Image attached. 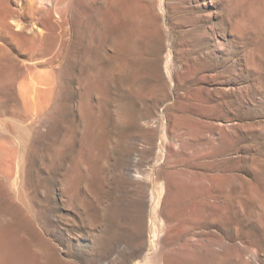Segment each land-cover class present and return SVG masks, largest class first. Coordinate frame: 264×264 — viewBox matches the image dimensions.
<instances>
[{
    "label": "rangeland",
    "instance_id": "obj_1",
    "mask_svg": "<svg viewBox=\"0 0 264 264\" xmlns=\"http://www.w3.org/2000/svg\"><path fill=\"white\" fill-rule=\"evenodd\" d=\"M33 1L10 5L15 42L0 34V264H264V24L238 32L229 0H124L139 19L52 0L44 27L49 7ZM16 19L44 35L26 39ZM153 41L166 45L163 86ZM41 74L58 84L37 116ZM127 133L149 199L163 191L152 224L118 169Z\"/></svg>",
    "mask_w": 264,
    "mask_h": 264
},
{
    "label": "bare ground",
    "instance_id": "obj_2",
    "mask_svg": "<svg viewBox=\"0 0 264 264\" xmlns=\"http://www.w3.org/2000/svg\"><path fill=\"white\" fill-rule=\"evenodd\" d=\"M52 0H35V1H33L34 3H32V7H33V9H36V11H38L39 12V14H41L40 13V11H44L45 10V7H49L48 8V11L47 10H45V11H47V13L44 15V17H42V19H40L39 18V21H38V23H40L42 26H44V27H46V24H47V21H48V19L50 18V16H52V14H53V12H54V10L52 9V7L50 6L51 4H50V2H51ZM28 3V2H30V0H9V5H8V7L6 8V9H3V10H0V34H3V35H5V36H8V37H10V38H12V40H13V38H16V34H15V32H14V29H13V26H12V24L10 23V19H13V21L15 20V18H13L14 16H13V12H14V9H11L10 8V5L13 3L16 7H18L19 9H22V7H23V5H24V3ZM58 2H60L61 3V0H58ZM64 2V1H63ZM66 2V1H65ZM51 3H55V1L53 2H51ZM73 3V2H72ZM72 3H68V4H72ZM106 3L110 6V8H112V9H116V8H120V9H122V10H126L131 16H135V18L136 19H139L140 18V16H142V12H141V10H138V9H135V7H132L130 4H126L125 2H124V0H106ZM64 4V3H63ZM13 5V6H14ZM27 5V4H26ZM28 6V5H27ZM72 6H74V5H68V12H69V14H70V11L72 10V8L73 9H77V7L76 8H74V7H72ZM26 7V6H25ZM25 7H23V8H25ZM26 9H27V7H26ZM44 9V10H43ZM163 10V9H162ZM28 11V10H27ZM56 11V10H55ZM60 11H62L61 9H60ZM77 11V10H76ZM112 11V10H111ZM25 13V12H24ZM35 13V12H34ZM65 13V12H64ZM74 13V12H73ZM143 13H146V11L144 10V12ZM164 13V12H163ZM20 14H21V10H20ZM26 14V13H25ZM37 14V13H36ZM61 15V14H60ZM23 16V15H22ZM25 16V15H24ZM32 16H33V14H32ZM65 16V15H64ZM67 16V15H66ZM70 16V15H69ZM20 17V16H19ZM27 17V16H26ZM21 18V17H20ZM24 18V17H23ZM33 18V17H32ZM38 18V17H37ZM18 19V18H17ZM16 19V22H17V24L18 25H20L21 26V30H22V32L25 34V35H27V38L26 39H28V38H32V39H34V38H36V36L37 37H41V36H43L44 34H43V31H44V28H41L40 27V25H36L37 27H34V25H33V23H35L36 24V22H33L32 24H25V23H23V21L24 20H27V19H24L22 22H20V20H17ZM22 19V18H21ZM34 19H35V17H34ZM54 20V19H53ZM56 20V19H55ZM60 20V19H59ZM32 21H33V19H32ZM31 21V22H32ZM67 21V20H66ZM60 22V21H59ZM62 22H63V19H62ZM66 24V23H65ZM71 24V23H70ZM69 24V25H70ZM61 27V26H60ZM17 28V27H16ZM47 29V28H46ZM48 29H49V27H48ZM65 29V28H64ZM66 30V29H65ZM160 31V30H159ZM55 32V31H54ZM81 33V32H80ZM32 35L31 37L29 36V35ZM50 36V35H49ZM49 36H48V39H49ZM85 36V35H84ZM3 37V36H2ZM60 37V36H59ZM70 37V36H69ZM68 37V38H69ZM156 37V36H155ZM1 38V37H0ZM5 38V37H4ZM17 39V38H16ZM25 39V40H26ZM67 39V38H66ZM5 40V39H4ZM60 40V39H59ZM138 40H140V38L138 39ZM28 41V40H27ZM32 41V40H31ZM98 41V40H97ZM13 42H15L14 40H13ZM33 42V41H32ZM153 42H155L154 44L155 45H153ZM152 43H150L149 45H145V47H147L146 49H148V46L150 47V49H151V52H153V53H155V59H154V61H153V68H154V75L157 77V78H159L161 81H162V85L161 86H163V84L165 83L164 82V79H163V75H161V72H160V67H161V63H162V65L164 66V64H163V62L165 61V60H163L162 61V57H161V54H162V51H164V48L166 47V45H165V43H161V44H159L158 42H156V41H153ZM22 43V42H21ZM21 43H18L17 41H16V44H21ZM114 43V42H113ZM146 43H147V41H146ZM158 43V44H157ZM11 44V43H10ZM13 44V43H12ZM16 44H15V46H16ZM25 44V43H24ZM66 44V43H65ZM136 44H137V42H136ZM41 45H42V43H41ZM139 45V44H138ZM154 46V47H152V46ZM12 46H14V45H12ZM20 47H21V45H19ZM25 46V45H24ZM17 47H18V45H17ZM29 47V46H28ZM19 48V47H18ZM18 48H16V49H18ZM32 47H29V50L31 49ZM63 48V47H62ZM129 48V47H128ZM24 49V48H23ZM25 51H27V48L25 47ZM146 49H145V51H146ZM149 49V50H150ZM22 49H20V51H21ZM64 50V49H63ZM137 50V49H136ZM135 50V51H136ZM153 50V51H152ZM25 51H23L22 50V53H23V55L24 54H26L25 53ZM29 51H27V53H28ZM36 52V51H35ZM63 52V51H62ZM147 52V51H146ZM145 52V53H146ZM43 53V52H42ZM38 54V53H37ZM40 54V53H39ZM31 55V54H30ZM41 55V54H40ZM163 55V54H162ZM170 55V54H169ZM31 57V56H30ZM45 57V56H44ZM61 57V56H60ZM151 57V56H150ZM61 59V58H60ZM58 60H59V58H58ZM168 60V59H167ZM61 61V60H60ZM20 62V61H19ZM112 62V61H111ZM169 62V61H168ZM171 62V61H170ZM56 63H57V61H56ZM75 63V62H74ZM144 63V62H143ZM42 64V63H41ZM73 64V63H72ZM71 64V65H72ZM76 64V63H75ZM167 64L168 63H166L165 64V67H166V71H168V66H167ZM40 65V64H39ZM54 65H56V64H54ZM54 65H52V66H54ZM42 66H44V65H42ZM49 66H51V65H49ZM49 66H47L48 68H49ZM73 66V65H72ZM111 66V65H110ZM151 66V65H150ZM19 67H22V65L21 66H19ZM46 67V68H47ZM58 67V66H57ZM61 67V66H60ZM152 67V66H151ZM172 68V67H171ZM13 69H14V67H13ZM30 69V68H29ZM36 69V68H35ZM50 69V68H49ZM115 69V68H114ZM19 70H20V68H19ZM23 70V69H22ZM35 71V70H34ZM172 71V70H171ZM20 73V72H19ZM45 73H46V71H45ZM168 73V72H167ZM21 74H23V73H21ZM21 74H20V76H21ZM110 74V73H109ZM171 74V73H170ZM32 75V74H31ZM64 75H66V74H64ZM119 75V74H118ZM38 76V75H37ZM40 76V75H39ZM48 76H50V75H48ZM92 76V75H91ZM109 76V75H108ZM112 76V75H111ZM168 76V75H167ZM33 78V77H32ZM109 78V77H108ZM111 78V77H110ZM36 79V78H35ZM85 80V79H84ZM112 80V79H111ZM58 81V80H57ZM57 81H54V80H52V79H50V78H48V77H44L42 74H41V76H40V83L41 84H43V86H45V90L44 89H40L38 86L34 89V96H33V105L32 106H34V110H35V114L37 115V116H39L40 114H41V110H42V108H47V103H49L48 101L50 100V96H51V94L53 93V92H55V89L57 88V84H58V82ZM31 82H33V81H31ZM91 82H92V80H91ZM94 83V82H93ZM110 83V82H109ZM167 83H168V81H167ZM166 83V84H167ZM172 83V82H171ZM32 85H33V83H31ZM31 84H30V86H31ZM165 84V85H166ZM38 85V84H37ZM93 85V84H92ZM96 85V84H95ZM101 85V84H100ZM99 85V86H100ZM168 85V84H167ZM41 86V85H40ZM94 86V85H93ZM97 87V86H96ZM17 88H18V86H17ZM20 88H22V87H20ZM95 88V87H94ZM166 88V87H165ZM9 91L7 90V88L6 89H4V91H2L3 92V94H4V92H5V90H7L5 93H6V95L7 94H9L8 96H10L11 94H14V90H15V87H14V84H13V82H12V84H10L9 85ZM162 89H163V87H162ZM167 89V88H166ZM30 91V90H29ZM95 91V90H94ZM8 92H11V93H8ZM21 94H22V97L24 98V101L25 102H27V104H28V101H27V99L31 96L30 94H29V96H27L28 95V89H27V87L26 88H24V89H21ZM89 93H90V91H89ZM5 95V94H4ZM5 95V96H6ZM50 95V96H49ZM96 96V95H95ZM7 97V96H6ZM48 97H50L49 99H48ZM8 98V97H7ZM9 98H12L11 96L9 97ZM9 98H8V100H9ZM14 98V97H13ZM1 100V99H0ZM12 100V99H11ZM29 100V99H28ZM2 101H0V103H1ZM9 102L11 103L12 101H10L9 100ZM8 102V103H9ZM4 103V102H3ZM7 103V102H6ZM16 103H18V101L16 102ZM25 104V103H24ZM26 104V105H27ZM31 106V107H32ZM24 107V106H23ZM26 107V106H25ZM30 107V108H31ZM27 109H29L28 108V106L26 107ZM32 109H33V107H32ZM31 110V109H30ZM83 110V109H82ZM46 111V110H45ZM29 112V111H28ZM33 112V111H32ZM44 112V111H43ZM126 112V111H125ZM45 113V112H44ZM28 114V113H27ZM83 116V115H82ZM123 122V121H122ZM136 122H138V125H139V129L140 130H146V128H147V125H148V123H149V121L146 119V118H144V117H138L137 118V121ZM58 123V122H57ZM131 125H132V123H130ZM60 125H61V123H60ZM137 125V124H136ZM122 126V125H121ZM129 126V125H128ZM128 126H127V128H128ZM123 127V126H122ZM86 128V127H85ZM118 129V128H117ZM60 130V129H59ZM101 132V131H100ZM122 132V131H121ZM128 134V133H127ZM59 135V134H58ZM97 136V135H96ZM95 137V136H94ZM98 137V136H97ZM128 140H129V142L127 143V146L124 148V151L122 152V154H121V158H120V161H119V171H120V175H121V178H122V182H123V184H124V187H126L127 189H130L131 191H133V193H135L136 192V194H137V192L139 193V198L138 199H136V202L137 203H139V204H135V205H140L141 207H140V212L142 211V213H144L145 214V219H147V218H149V224H152L154 221H152L153 219H152V211H157L158 212V209H157V207L159 206V204H160V202H161V200H162V194H163V191L162 190H156V189H153L152 191H151V199H149V190H148V187H147V185H146V183L144 184V182L142 181L141 182V177L142 176H140V174H139V172H138V170H136V162L137 161H134L133 159L135 158V160H137V157L136 156H138V154H139V149L136 147V143H137V136L136 135H133V133L131 134V133H129L128 134V138H127ZM87 140V139H86ZM96 140V139H95ZM154 143V142H153ZM27 146V145H26ZM25 146V147H26ZM28 147V146H27ZM94 148H95V146H94ZM161 150V149H160ZM148 176V175H147ZM147 178V177H146ZM154 179V178H153ZM90 182V181H89ZM166 186V185H165ZM85 188L87 187V186H84ZM156 188V187H155ZM86 192H87V190H86ZM138 195V194H137ZM95 196V195H94ZM134 197H136L135 195H134ZM134 197H130V200H135L134 199ZM97 198H98V196H97ZM96 199V198H95ZM131 202V201H130ZM102 203V202H101ZM134 203V202H133ZM85 209V208H84ZM111 212V211H110ZM153 212V214H155ZM121 216H123V214H121V213H119ZM124 217V216H123ZM159 217V216H158ZM122 218V217H121ZM123 219V218H122ZM146 222V221H145ZM145 226V225H144ZM148 227V226H147ZM152 227V226H151ZM156 232V231H155ZM130 235V234H129ZM123 236V235H122ZM125 236H126V234H125ZM124 237V236H123ZM127 237V236H126ZM125 237V238H126ZM125 238H122V237H118V239L116 240V241H119L118 243H119V245L122 247V248H124V247H127V246H122V245H130V243L128 244V242L130 241L131 242V244H132V241L131 240H129V241H127V238L125 239ZM134 238V237H133ZM139 240H140V245H141V247H145V244H146V235L144 234V233H140L139 234ZM152 239V238H151ZM114 240V239H113ZM103 241V240H102ZM149 241V240H148ZM114 242V241H113ZM103 244V243H102ZM113 245V244H112ZM117 245V244H116ZM115 246V245H114ZM113 247V246H112ZM120 247V248H121ZM140 247V248H141ZM130 248V247H129ZM129 248H127V249H129ZM115 249V248H114ZM142 249V248H141ZM142 251V250H141ZM109 252V251H108ZM117 252V251H116ZM53 254V253H52ZM110 254V253H109ZM113 254H115V253H113ZM51 255V254H50ZM105 257H107V256H105ZM131 260V259H130ZM133 260V259H132ZM132 262V261H131ZM3 264V263H2Z\"/></svg>",
    "mask_w": 264,
    "mask_h": 264
},
{
    "label": "clouds",
    "instance_id": "obj_3",
    "mask_svg": "<svg viewBox=\"0 0 264 264\" xmlns=\"http://www.w3.org/2000/svg\"><path fill=\"white\" fill-rule=\"evenodd\" d=\"M228 12L234 17V28L238 32L250 29L256 23L264 24V4L245 8L241 0H229Z\"/></svg>",
    "mask_w": 264,
    "mask_h": 264
}]
</instances>
